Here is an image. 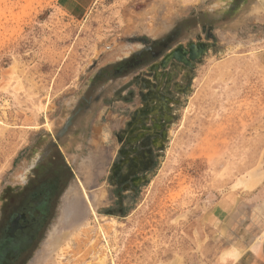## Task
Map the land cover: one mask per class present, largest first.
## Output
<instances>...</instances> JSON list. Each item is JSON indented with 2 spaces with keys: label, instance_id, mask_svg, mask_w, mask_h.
Returning a JSON list of instances; mask_svg holds the SVG:
<instances>
[{
  "label": "rangeland",
  "instance_id": "obj_1",
  "mask_svg": "<svg viewBox=\"0 0 264 264\" xmlns=\"http://www.w3.org/2000/svg\"><path fill=\"white\" fill-rule=\"evenodd\" d=\"M214 1L90 0L75 15L56 0H0V209L36 138L69 112L94 69L133 38L153 36L160 16L182 18ZM212 40L126 211L109 213L105 165L93 168L100 182L77 171L27 264L262 263L264 204L245 200L224 224L212 213L228 191L264 185V0H248ZM73 196L88 211L83 219L63 214Z\"/></svg>",
  "mask_w": 264,
  "mask_h": 264
},
{
  "label": "flooded vegetation",
  "instance_id": "obj_2",
  "mask_svg": "<svg viewBox=\"0 0 264 264\" xmlns=\"http://www.w3.org/2000/svg\"><path fill=\"white\" fill-rule=\"evenodd\" d=\"M247 1L216 0L182 18L158 15L153 36L133 38L92 71L69 112L36 138L0 209V264H27L56 207L61 215L77 171L98 182L93 168L105 165L108 197H115L109 213L126 211L165 148L196 62Z\"/></svg>",
  "mask_w": 264,
  "mask_h": 264
},
{
  "label": "crops",
  "instance_id": "obj_3",
  "mask_svg": "<svg viewBox=\"0 0 264 264\" xmlns=\"http://www.w3.org/2000/svg\"><path fill=\"white\" fill-rule=\"evenodd\" d=\"M65 10L75 15H82L86 13L87 7L90 4V0H56ZM250 198V199H249ZM245 200H250L256 206L264 204V185H261L254 190L240 189L237 192L228 191L225 193L221 201L213 208L212 217L217 220H222L223 224L227 221L233 220L235 212L242 209V205L245 204ZM250 205V204H247ZM262 206V207H261ZM264 208V207H263ZM255 210H257L255 208ZM239 213V212H238ZM264 224V217L262 218ZM260 245L259 254L264 264V234L257 246ZM256 264V263H255Z\"/></svg>",
  "mask_w": 264,
  "mask_h": 264
},
{
  "label": "bare ground",
  "instance_id": "obj_4",
  "mask_svg": "<svg viewBox=\"0 0 264 264\" xmlns=\"http://www.w3.org/2000/svg\"><path fill=\"white\" fill-rule=\"evenodd\" d=\"M87 209L83 203L81 197L73 196L66 200L63 214L66 219L69 217H77L83 219L87 216ZM68 217V218H67Z\"/></svg>",
  "mask_w": 264,
  "mask_h": 264
}]
</instances>
